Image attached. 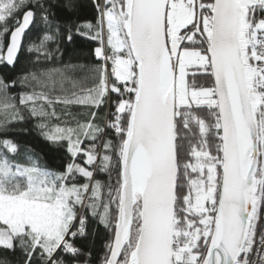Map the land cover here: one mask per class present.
Segmentation results:
<instances>
[{"label":"snow or ice","instance_id":"1","mask_svg":"<svg viewBox=\"0 0 264 264\" xmlns=\"http://www.w3.org/2000/svg\"><path fill=\"white\" fill-rule=\"evenodd\" d=\"M0 264H264V0H0Z\"/></svg>","mask_w":264,"mask_h":264},{"label":"trees","instance_id":"2","mask_svg":"<svg viewBox=\"0 0 264 264\" xmlns=\"http://www.w3.org/2000/svg\"><path fill=\"white\" fill-rule=\"evenodd\" d=\"M29 142H31V143H34V144H35V147H36L37 151H39L40 149H42V148H43V145L39 144L38 142H34V141H29ZM44 159H45V160H47V159H48V157H44Z\"/></svg>","mask_w":264,"mask_h":264}]
</instances>
